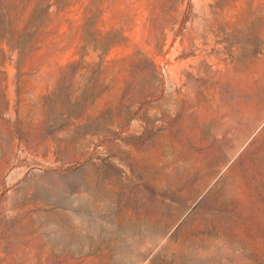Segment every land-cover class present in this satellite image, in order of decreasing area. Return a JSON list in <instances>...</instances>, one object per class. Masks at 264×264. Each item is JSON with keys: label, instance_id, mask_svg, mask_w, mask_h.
I'll return each instance as SVG.
<instances>
[{"label": "rangeland", "instance_id": "obj_1", "mask_svg": "<svg viewBox=\"0 0 264 264\" xmlns=\"http://www.w3.org/2000/svg\"><path fill=\"white\" fill-rule=\"evenodd\" d=\"M0 10V264H264V0Z\"/></svg>", "mask_w": 264, "mask_h": 264}, {"label": "trees", "instance_id": "obj_2", "mask_svg": "<svg viewBox=\"0 0 264 264\" xmlns=\"http://www.w3.org/2000/svg\"><path fill=\"white\" fill-rule=\"evenodd\" d=\"M11 17L12 16L10 14V11L0 10V18H1V20L5 21V20H8ZM2 40H3V38L1 37L0 38V43H1Z\"/></svg>", "mask_w": 264, "mask_h": 264}]
</instances>
